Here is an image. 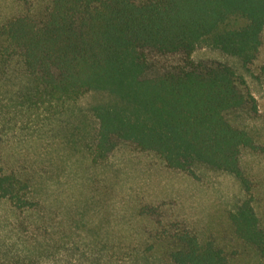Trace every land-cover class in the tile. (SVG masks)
Listing matches in <instances>:
<instances>
[{
  "label": "trees",
  "instance_id": "16d2710c",
  "mask_svg": "<svg viewBox=\"0 0 264 264\" xmlns=\"http://www.w3.org/2000/svg\"><path fill=\"white\" fill-rule=\"evenodd\" d=\"M263 32L264 0H35L33 9L0 23V105L42 108L106 94L108 101L76 116L70 148L79 151L90 135L93 160L102 161L119 142L132 143L172 170L192 174L204 166L232 175L250 193L240 159L257 146L227 115L256 112V100L232 67L191 56L210 48L246 69L258 58ZM171 56L187 62L169 65ZM8 158L0 150V264H114L95 251L112 237L87 223L77 225V236L67 218L59 228L55 204L41 195L45 182ZM227 223L203 237L179 224H154L141 235L143 246L131 235L119 245L145 263L263 261L264 223L252 197Z\"/></svg>",
  "mask_w": 264,
  "mask_h": 264
},
{
  "label": "rangeland",
  "instance_id": "374dc122",
  "mask_svg": "<svg viewBox=\"0 0 264 264\" xmlns=\"http://www.w3.org/2000/svg\"><path fill=\"white\" fill-rule=\"evenodd\" d=\"M34 1L0 0V23L33 9ZM262 42L257 60L246 69L239 60L210 48L198 49L191 56L194 62H220L232 67L244 77L256 100V112L246 108L227 115L233 126L252 135L257 146L256 151L243 150L240 159L251 183L250 193L232 175L204 166L192 174L172 170L156 154L142 152L132 143L119 142L102 161L93 160L90 135L79 151L70 148L66 136L76 116L108 101L106 94L88 93L77 102L42 108H21L11 101L5 107L0 105V122H5L0 125V150L9 154L10 164L26 168L42 184L45 182L41 195L55 204L59 228L60 219L67 218L77 236L83 231L77 225L87 223L112 237L113 243L102 242L95 251L114 264H164L136 261L132 250L119 242L131 235L135 247L143 246L141 235L153 231L154 224H179L201 237L211 229L223 232L229 213L249 197L264 223V32ZM167 61L175 66L185 65L187 59L171 56ZM85 244L78 242L81 249ZM249 264H264V260L253 259Z\"/></svg>",
  "mask_w": 264,
  "mask_h": 264
}]
</instances>
